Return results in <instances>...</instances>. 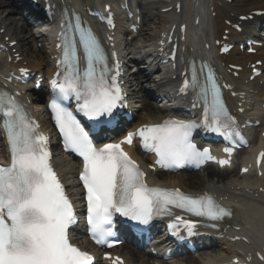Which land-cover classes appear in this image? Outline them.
I'll list each match as a JSON object with an SVG mask.
<instances>
[{"label": "snow or ice", "instance_id": "obj_1", "mask_svg": "<svg viewBox=\"0 0 264 264\" xmlns=\"http://www.w3.org/2000/svg\"><path fill=\"white\" fill-rule=\"evenodd\" d=\"M78 45L84 52L83 69ZM60 47L61 71L50 81L54 92L50 108L64 147L83 159L79 179L86 199L87 224L97 244L112 246L117 214L144 225L154 217L173 216V209L208 221L232 216L233 210L222 206L209 193L192 195L179 188L150 187L146 174L123 147L139 138L144 149L156 154L157 164L178 168L215 159L209 148L201 149L193 142L192 132L196 128L204 126L219 133L234 146L238 140L244 141L211 68L205 73L203 66L198 71L193 63L191 76L181 88L193 90L203 103L202 125L168 118L128 132L119 143L98 147L65 102L75 99L77 111L89 120L115 121L119 115L116 110L123 106L124 99L117 79L119 64L115 65V74H110L108 57L98 38L90 28L81 26L79 17L75 25L62 30ZM0 114L10 151V162L0 164V264H94L95 257L70 240L69 229L77 223L76 210L51 162L49 137L40 131V125L16 95L7 91H0ZM224 152L230 155L233 148L226 147ZM260 158L264 159V152ZM219 163L227 165L230 160ZM198 223L175 215L170 226L177 233L183 226L192 236ZM113 264L123 261L117 256Z\"/></svg>", "mask_w": 264, "mask_h": 264}, {"label": "bare ground", "instance_id": "obj_2", "mask_svg": "<svg viewBox=\"0 0 264 264\" xmlns=\"http://www.w3.org/2000/svg\"><path fill=\"white\" fill-rule=\"evenodd\" d=\"M11 3V0H0V19L7 25L8 27V35H12L15 39L20 41L19 49L23 52V55L25 56L26 60L29 62V65L31 68L35 70H40V69H45L48 70L51 67L50 64V59H49V53L47 51V38L44 36L41 37H36L34 35L29 36L28 38L23 37L21 35V27L16 24L14 26L13 22L10 20V17L4 16V14L8 11L7 6ZM258 6H264V3H259L256 0H245V2L239 6L235 7V10L238 11H247L251 7H258ZM158 14V11L153 12L151 15H145V26H146V32L144 34V39H151L152 36L155 33V26L162 21L163 16H159L156 21H151L153 17H155ZM11 21V22H10ZM43 43V48L40 49L38 47L39 43ZM143 44V41H141ZM237 59H248L245 57V55L240 54L238 52H234L231 55V60L236 61ZM3 63H0V66ZM145 107L144 110L149 111L148 113L145 112H140L138 115V119L140 120L137 125L144 123L146 121H154L156 119H159L162 117L163 112L158 109L157 104L155 103L154 100H146L144 103ZM70 171V170H69ZM68 171V172H69ZM213 175L219 176V177H230L231 179L236 178L235 181L237 182H243L245 179L248 178H239L235 177L234 173H220L211 170L209 174L206 175H192L189 176L190 178L188 181H185L184 175H175V176H170L165 183L170 186H177L181 185L183 186L187 191L192 192V191H199V190H205V189H211V188H216L218 187L217 185L214 186H209L212 184L211 178ZM158 175H151V179L156 183L157 182V177ZM161 176H168V175H161ZM259 182H264V180H261ZM233 186V184H230L229 187ZM122 252L124 251V248L121 249ZM217 250H221L222 257H225L226 254L230 252V247L227 246H218ZM226 253V254H224ZM141 254H136L132 253L133 256V261L135 260H145V257H139ZM146 264V263H144Z\"/></svg>", "mask_w": 264, "mask_h": 264}]
</instances>
